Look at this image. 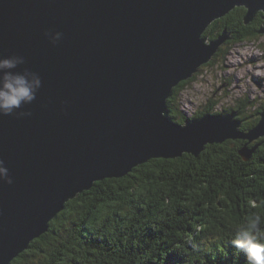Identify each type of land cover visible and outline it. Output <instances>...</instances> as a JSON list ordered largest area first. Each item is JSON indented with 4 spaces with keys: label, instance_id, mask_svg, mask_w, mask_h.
Here are the masks:
<instances>
[{
    "label": "water",
    "instance_id": "obj_1",
    "mask_svg": "<svg viewBox=\"0 0 264 264\" xmlns=\"http://www.w3.org/2000/svg\"><path fill=\"white\" fill-rule=\"evenodd\" d=\"M241 7L245 25L264 15V0H0V57L24 56L42 79L24 108L30 117L0 116V160L13 179L0 182V264L96 182L152 159L198 156L206 144L264 137V111L248 133L235 113L178 125L167 112L174 87L230 40L225 32L207 44L203 34ZM46 31L62 39L53 45Z\"/></svg>",
    "mask_w": 264,
    "mask_h": 264
},
{
    "label": "trees",
    "instance_id": "obj_2",
    "mask_svg": "<svg viewBox=\"0 0 264 264\" xmlns=\"http://www.w3.org/2000/svg\"><path fill=\"white\" fill-rule=\"evenodd\" d=\"M245 13L235 8L203 36L207 41L224 32L240 41L256 37L264 15L257 13L245 25ZM191 79L167 99L169 119L178 125L219 115L208 107L187 119L174 109ZM263 111L264 103L235 119L239 130L248 133ZM243 149L250 151L247 159ZM253 213L264 217V137L206 144L198 156L152 159L122 178L94 183L66 202L46 233L10 264H246L230 240L232 230Z\"/></svg>",
    "mask_w": 264,
    "mask_h": 264
},
{
    "label": "rangeland",
    "instance_id": "obj_3",
    "mask_svg": "<svg viewBox=\"0 0 264 264\" xmlns=\"http://www.w3.org/2000/svg\"><path fill=\"white\" fill-rule=\"evenodd\" d=\"M229 39L177 94L174 109L187 119L208 107L216 116L229 110L234 120L242 119L264 103V36L240 41L230 34Z\"/></svg>",
    "mask_w": 264,
    "mask_h": 264
},
{
    "label": "clouds",
    "instance_id": "obj_4",
    "mask_svg": "<svg viewBox=\"0 0 264 264\" xmlns=\"http://www.w3.org/2000/svg\"><path fill=\"white\" fill-rule=\"evenodd\" d=\"M61 32L46 31L45 38L56 44L62 39ZM26 59L19 54L0 57V116H13L17 119L27 118L31 111L25 106L37 99L42 87L40 75L26 67ZM0 182L11 185L4 161L0 160ZM252 207H256L253 202ZM264 217L257 213L246 215L233 230L231 246L242 253L246 264H264Z\"/></svg>",
    "mask_w": 264,
    "mask_h": 264
},
{
    "label": "bare ground",
    "instance_id": "obj_5",
    "mask_svg": "<svg viewBox=\"0 0 264 264\" xmlns=\"http://www.w3.org/2000/svg\"><path fill=\"white\" fill-rule=\"evenodd\" d=\"M228 115V114H227Z\"/></svg>",
    "mask_w": 264,
    "mask_h": 264
}]
</instances>
